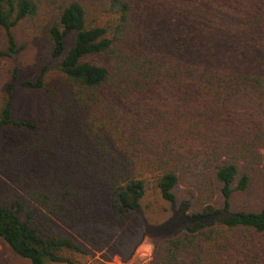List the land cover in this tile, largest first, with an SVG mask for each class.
Instances as JSON below:
<instances>
[{"label":"trees","instance_id":"trees-1","mask_svg":"<svg viewBox=\"0 0 264 264\" xmlns=\"http://www.w3.org/2000/svg\"><path fill=\"white\" fill-rule=\"evenodd\" d=\"M40 14L63 83L36 121L15 117L14 95L43 90L46 69L18 82L14 68L4 89L0 131L34 136L0 157L9 250L65 262L60 250L80 249L55 224L85 223L101 203L126 218L150 187L173 203L192 179L226 216L154 245L146 264H264V206L229 211L264 170V0H0V60L24 50L14 30Z\"/></svg>","mask_w":264,"mask_h":264},{"label":"rangeland","instance_id":"rangeland-1","mask_svg":"<svg viewBox=\"0 0 264 264\" xmlns=\"http://www.w3.org/2000/svg\"><path fill=\"white\" fill-rule=\"evenodd\" d=\"M45 23L44 16L40 14L17 26L14 33L17 41L24 45V50L15 58L0 60V110L5 86L10 81V74L14 68L18 69V82L34 80L42 69H46L43 90L38 92L19 88L16 90L14 95L16 118L36 121L39 116L44 117L43 108L47 98L54 101L56 93L61 92L63 78L59 71L60 59L51 57L52 46L45 34ZM69 44L70 41L68 46ZM33 137L25 131L2 129L0 157L9 152L10 148ZM250 171L252 178L247 191L243 194L235 192L232 195L229 207L231 212H257L264 206V170L258 167ZM1 179L4 180L0 174ZM192 182L180 179L173 192L175 196L173 203L161 199L159 193L150 187L139 211L131 212L126 218H119L101 203L90 217L91 220L88 219L85 223L71 227L55 224L56 230L73 240L80 250L62 249L58 255L64 258L65 262L46 264H146L152 258L153 245L144 239L142 216L151 224L161 223L171 215L173 208L186 205L185 201L189 202L186 205L188 214L199 215L204 207L211 206L218 210L222 217L226 216L228 211L224 210L223 198L219 193L210 189L204 190L207 182H194L195 184ZM43 216L45 214L40 213L37 220H44ZM0 264H28V261L15 256L0 239Z\"/></svg>","mask_w":264,"mask_h":264},{"label":"water","instance_id":"water-1","mask_svg":"<svg viewBox=\"0 0 264 264\" xmlns=\"http://www.w3.org/2000/svg\"><path fill=\"white\" fill-rule=\"evenodd\" d=\"M222 218L219 213L210 215L188 214L186 205L173 208L171 215L161 223L151 224L142 216L143 236L153 246L195 225H208Z\"/></svg>","mask_w":264,"mask_h":264}]
</instances>
